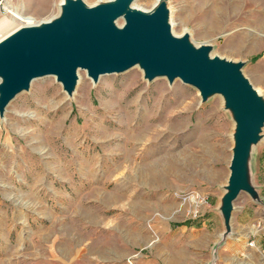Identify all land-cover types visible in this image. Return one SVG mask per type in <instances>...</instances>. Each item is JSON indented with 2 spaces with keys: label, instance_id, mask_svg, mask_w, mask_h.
<instances>
[{
  "label": "rangeland",
  "instance_id": "374dc122",
  "mask_svg": "<svg viewBox=\"0 0 264 264\" xmlns=\"http://www.w3.org/2000/svg\"><path fill=\"white\" fill-rule=\"evenodd\" d=\"M167 1L175 34L185 28L210 58L240 64L264 103V0H236V16L227 0ZM19 2L37 23L61 13L60 0ZM211 17L227 27L207 28ZM107 75L93 83L81 72L71 99L56 79L37 80L0 115V264H264V126L222 240L231 108L215 93L201 102L178 78L147 80L138 65ZM147 128L152 140L124 144ZM148 145L154 153H125ZM148 164L164 171L163 184L145 180Z\"/></svg>",
  "mask_w": 264,
  "mask_h": 264
},
{
  "label": "water",
  "instance_id": "95a60500",
  "mask_svg": "<svg viewBox=\"0 0 264 264\" xmlns=\"http://www.w3.org/2000/svg\"><path fill=\"white\" fill-rule=\"evenodd\" d=\"M133 0H115L85 8L68 1L53 21L22 27L0 42V115L31 79L55 76L63 91L72 94L76 70H85L95 81L101 75L123 72L138 65L147 80L178 78L198 89L201 100L221 95L236 121L235 148L230 161L228 193L222 210L230 230L232 202L246 183V158L264 126V103L240 73V64L209 57V45L194 48L189 36L176 39L166 23L167 0L151 14L127 11ZM124 16L122 29L113 22Z\"/></svg>",
  "mask_w": 264,
  "mask_h": 264
},
{
  "label": "bare ground",
  "instance_id": "6f19581e",
  "mask_svg": "<svg viewBox=\"0 0 264 264\" xmlns=\"http://www.w3.org/2000/svg\"><path fill=\"white\" fill-rule=\"evenodd\" d=\"M68 1L78 2L82 6H84L85 8H91L93 6V5H88L84 0H60V3L58 4V7L64 6L66 4V2H68ZM113 1H115V0L98 1L97 2V5L98 4H101V3H109V2H113ZM160 1L161 0H156L155 3H154V5L152 6V8L150 10H144V9L140 8L139 6H137L136 0H133L129 4V7H128L127 11H129V12H140V13H145V14H151L156 9V7L158 6V2H160ZM162 1H164V0H162ZM168 12H169V14L167 15L166 23H167V25L169 27V31H170L171 36L174 37V38H176V39H181L184 36H189L190 37L191 34L185 28L183 29L181 35L175 34V32H174L175 24L173 22V12L174 11L172 9L168 8ZM8 13L11 15V19L8 20V21H3V22L0 23V30H3L4 29V30H7V31H11V32L9 34H7L6 36H4V37L2 35H0V42L2 40H4L7 36H9L11 33H13L14 31L18 30L19 28H22V27H38V26H41V25L48 24L49 22L53 21L56 18V17H52L49 20H46V21H42V22H38L37 23L36 20H34V19L30 18V17H27L25 15V13L15 12V11H9ZM124 24H125L124 16L118 17L113 22V26L115 28H117V29H122L124 27ZM189 41L193 45L194 48H200L202 46H208V44H206V43L205 44H200V45L197 46V45L193 44V42L191 41V39ZM235 50H237V49H235ZM219 59H222V58H219ZM81 72H84V73L87 74V72L85 70H80V69H77L76 70L75 74H76L77 80H76L75 86H74V90L75 91H76V88H77V85H78V82H79V76H80V73ZM104 76H108V75H101V76H99L98 79L95 82H97L100 78H102ZM47 77H52V78L56 79L55 76L36 77V78L31 79V81L29 82V87L32 85L33 82H35L37 80H41L43 78H47ZM91 82H93V81L91 80ZM0 83H1V81H0ZM255 92L257 94H259L258 90H255ZM74 94H75V92L73 91L72 94H66V97H68V99H71L74 96ZM201 102H202V100H201ZM4 112H5V110H3V113ZM126 128H128V125H126ZM149 132L150 131L148 130V128L145 129V130H142V131H138V130L135 129L134 131L131 132V134H129L125 138L124 144L127 145V146H129L134 141H139V140L144 139V138H150L152 140V137H151L152 135H150ZM153 148L154 147H152L151 145H148V146H145V147H143L141 149H138V152L137 153L136 152L134 153V150L133 149L132 150L131 149H127V151L125 153L126 154L133 153V154H136V156H143L145 154L154 153V149ZM166 168H167V170H170L171 169L170 162H168V165H167ZM163 172L158 171L157 168L154 166V164H148V166L146 167V174H144V175H146V177H145L146 179L145 180L150 185H160V184H163L165 182V180H166L165 179V175H164ZM255 232H256L255 229L252 228L251 229V233H255Z\"/></svg>",
  "mask_w": 264,
  "mask_h": 264
},
{
  "label": "crops",
  "instance_id": "0c3cea01",
  "mask_svg": "<svg viewBox=\"0 0 264 264\" xmlns=\"http://www.w3.org/2000/svg\"><path fill=\"white\" fill-rule=\"evenodd\" d=\"M19 1L20 0H0V9L3 11L4 6H8L11 10L6 9L7 13L9 11H15V12H21V13H25L26 14V12H27L26 7H24L23 5L21 6ZM236 6H237L236 0H227V8L229 9V13L231 15L236 16V15H238L237 13H240V11L237 12ZM237 7H239V5ZM194 14L197 15L198 14L197 11H194ZM210 21H211L210 24H214L215 23L216 25L214 24V25L208 26L207 28H209V29H215V28L224 29L228 25L227 21L223 20L222 21L223 25L219 26V25H217L218 24V19L212 18V17L210 18Z\"/></svg>",
  "mask_w": 264,
  "mask_h": 264
},
{
  "label": "built area",
  "instance_id": "2783aa9c",
  "mask_svg": "<svg viewBox=\"0 0 264 264\" xmlns=\"http://www.w3.org/2000/svg\"><path fill=\"white\" fill-rule=\"evenodd\" d=\"M248 246L253 247V242H250ZM262 252L264 253V250Z\"/></svg>",
  "mask_w": 264,
  "mask_h": 264
}]
</instances>
